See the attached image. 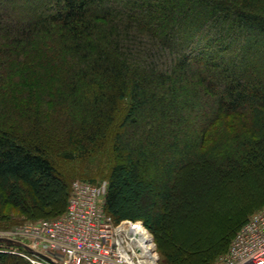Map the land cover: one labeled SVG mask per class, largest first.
<instances>
[{"label": "trees", "instance_id": "1", "mask_svg": "<svg viewBox=\"0 0 264 264\" xmlns=\"http://www.w3.org/2000/svg\"><path fill=\"white\" fill-rule=\"evenodd\" d=\"M91 141L114 153L117 222L213 262L264 194V0H0V204L66 211L56 156ZM203 214L210 243L174 242Z\"/></svg>", "mask_w": 264, "mask_h": 264}, {"label": "built area", "instance_id": "2", "mask_svg": "<svg viewBox=\"0 0 264 264\" xmlns=\"http://www.w3.org/2000/svg\"><path fill=\"white\" fill-rule=\"evenodd\" d=\"M106 193L107 183L73 181L66 211L26 230L28 244L49 258L34 255L32 263L161 264L152 231L142 220L117 222ZM220 264H264V207L238 230Z\"/></svg>", "mask_w": 264, "mask_h": 264}, {"label": "rangeland", "instance_id": "3", "mask_svg": "<svg viewBox=\"0 0 264 264\" xmlns=\"http://www.w3.org/2000/svg\"><path fill=\"white\" fill-rule=\"evenodd\" d=\"M7 105V110L9 112L12 111V108L14 107V104L12 102ZM15 103V102H14ZM110 131L108 130V138H109ZM105 138V136H104ZM101 141L102 138H100ZM92 142V141H91ZM109 144V143H108ZM103 145V146H102ZM56 148L58 149V152L60 149H62L61 144L57 143ZM71 150L73 153V158H64L60 156H56L57 160V166L59 170L63 173V175L68 179V185H70L73 181L77 179L82 180H88V181H94L96 183H107L108 184V175L111 169V166L114 162V153L112 152V149L110 146H106V144H94V142L89 143V148L87 149H81L77 148L71 145L68 150ZM185 178V174L183 175ZM187 178V177H186ZM224 190L230 191L231 188L229 186H224ZM257 201L254 203L253 206L250 207V214L249 217L262 209L264 207V194L261 192H258V195L255 196ZM215 199L211 201L214 202ZM29 211L23 212L20 209L11 207V206H2L0 204V237L10 238L14 240H18L21 242L26 243L27 245L29 240V235H27L26 230H28L29 227L32 225H35L36 223L42 221V220H49V219H55L59 216H61L65 208H46L44 210L36 209L31 203H29ZM201 210V209H200ZM204 215V214H203ZM208 217V218H207ZM218 220V219H217ZM197 222L196 228L193 227V224L189 223H181L177 225L173 231L175 235L174 242H184L189 237L188 234L184 235L182 233V228L187 230L190 233H197L200 232L199 235H197V238L194 239L193 242H188L189 246L192 247V249L198 248V242L203 241L202 245L212 241L211 237L206 236L205 234L208 233L206 231L212 230L211 225L218 224L214 217L210 218L207 215H204L201 218H198V220H195ZM223 222L218 224L217 228H222L221 225ZM191 226L193 228H191ZM180 228V229H179ZM223 229V228H222ZM180 230V231H179ZM206 230V231H205ZM204 232V233H203ZM203 233V234H202ZM15 235L13 237L12 235ZM198 234V233H197ZM203 235L206 237L204 238ZM234 237V236H233ZM157 245L158 249L160 251L161 255V264H200V255L194 254L193 256H182L181 259H179L177 262H170L167 257H164L161 251V237H157ZM173 242V243H174ZM30 246V245H29ZM164 246L166 249L169 247H172L169 242H164ZM230 246V243L226 247V251L223 253H220L213 262L207 263V264H220L222 257L227 253L228 248ZM31 247V246H30ZM0 249L4 251H8L10 253L19 255L24 257L30 264H33L31 259L34 258V254H30L25 248L20 246H8L7 243H0ZM203 264V263H201Z\"/></svg>", "mask_w": 264, "mask_h": 264}, {"label": "water", "instance_id": "4", "mask_svg": "<svg viewBox=\"0 0 264 264\" xmlns=\"http://www.w3.org/2000/svg\"><path fill=\"white\" fill-rule=\"evenodd\" d=\"M0 243H7L8 246H20L25 248L28 252H30L31 254L37 255L45 260H49V258L47 256H45L44 254L36 251L35 249H33L32 247H30L29 245H27L24 242L18 241V240H14V239H10V238H5V237H0Z\"/></svg>", "mask_w": 264, "mask_h": 264}]
</instances>
